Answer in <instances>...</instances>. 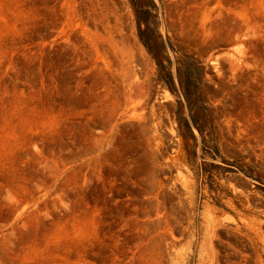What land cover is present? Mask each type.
Returning <instances> with one entry per match:
<instances>
[{
  "label": "rangeland",
  "instance_id": "1",
  "mask_svg": "<svg viewBox=\"0 0 264 264\" xmlns=\"http://www.w3.org/2000/svg\"><path fill=\"white\" fill-rule=\"evenodd\" d=\"M0 264H264V0H0Z\"/></svg>",
  "mask_w": 264,
  "mask_h": 264
}]
</instances>
